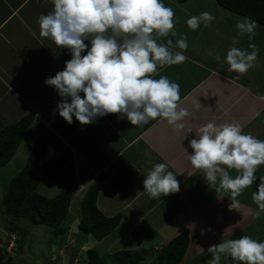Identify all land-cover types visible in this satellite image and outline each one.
<instances>
[{"label":"crops","instance_id":"crops-1","mask_svg":"<svg viewBox=\"0 0 264 264\" xmlns=\"http://www.w3.org/2000/svg\"><path fill=\"white\" fill-rule=\"evenodd\" d=\"M163 2L174 10L173 31L176 34L161 37L159 42L167 44L171 40L172 45L168 47L173 51H181L175 47L178 39L186 36L188 43L185 62L158 68V75H166L180 85L179 107L188 109L191 114L181 122L183 129H176L159 118L138 127L126 118L118 119V114H108L85 125L75 117L72 124L60 117L55 110L60 97L53 86L44 81L62 70L64 62L71 57L66 49L40 35L37 20L40 14L52 9L49 0H0V129L33 112L29 129L33 127L35 136L46 145L47 138L69 145L67 149L73 156L68 155L67 174L72 166L73 174L89 178L85 184L81 180L76 183L80 189H87L100 173L109 170L98 190L97 208L108 216L121 212L123 217L116 231L126 229L142 236L147 250L156 249L157 245L146 240L165 244L185 228L189 230L191 240V232L197 223L209 232L206 229L208 218L215 216L224 238L247 235L245 231L249 229L252 238L264 240V213L259 219L255 217L258 208L252 200L259 180L236 197L239 207L230 209V194L219 189V181L213 185L218 191L206 182L202 170L195 169L190 163L192 149L188 147V140L182 141L189 128L193 131L187 136L192 139L197 129L209 121L238 123L244 132L264 140V131L259 128L262 125L264 129V25L258 24L250 41L247 35L237 36L235 24L242 16L220 7L215 0ZM204 11L210 12L214 20L208 26L201 23L197 30H191L186 20ZM249 43L259 47L254 67L243 75L229 73L225 62L227 50L231 47L248 49ZM35 119L41 126L40 131L36 129ZM161 162H167L168 170L176 174L179 191L150 199L143 190L144 175L154 164ZM230 174L235 176L236 171L230 170ZM257 175H264V165L259 167ZM156 203H161V209L166 204L171 205L175 212H165L164 218L151 220ZM258 220L263 222L261 227L260 222L255 224ZM234 224L238 226L233 230ZM227 230L228 234H225ZM120 234L124 235L123 232ZM111 236L117 241L118 234ZM199 240L192 245L189 241L187 252L191 246L196 248ZM187 255L180 264L187 260ZM227 264H233L231 258Z\"/></svg>","mask_w":264,"mask_h":264},{"label":"clouds","instance_id":"clouds-1","mask_svg":"<svg viewBox=\"0 0 264 264\" xmlns=\"http://www.w3.org/2000/svg\"><path fill=\"white\" fill-rule=\"evenodd\" d=\"M49 3L52 9L40 14L37 20L40 35L66 49L71 57L62 70L44 81L60 97L55 106L60 117L68 124L75 117L85 125L99 117L118 114V119L126 118L138 127L159 118L176 129L184 128L181 122L191 114L179 107L180 85L166 75H158V68L182 64L188 59L184 54L188 49L186 36L176 41L175 47L181 51L168 47L171 40L167 44L159 42L161 37L176 34L171 7L163 0ZM213 20L214 16L204 11L189 16L186 24L195 31L201 23L208 26ZM257 27L258 23L250 17L238 18L235 24L237 36L247 35L250 41ZM248 49L227 50L225 62L229 73L243 75L254 67L259 47L249 43ZM192 131L189 128L182 139L188 140L192 149L190 163L202 170L211 187L219 181V189L230 194V209H237L236 197L259 180L252 193L258 208L255 217L259 219L264 213V175L258 176L257 172L264 165V140L244 132L238 123L209 121L188 139L187 134ZM168 168L167 162L156 163L144 175L143 190L150 199L179 191L176 174ZM230 170H235L236 175L232 176ZM206 231L202 229L201 234ZM207 251L211 253L210 264H221L222 255L231 258L233 264H264V240L248 235L210 245Z\"/></svg>","mask_w":264,"mask_h":264},{"label":"rangeland","instance_id":"rangeland-1","mask_svg":"<svg viewBox=\"0 0 264 264\" xmlns=\"http://www.w3.org/2000/svg\"><path fill=\"white\" fill-rule=\"evenodd\" d=\"M34 122L36 129L40 131L41 126L36 119ZM259 128L264 131L262 125H260ZM38 138L39 137L34 134L33 127L31 130L29 129L25 138L21 141L14 157H12L11 160L0 169V250H3V255L0 258V264H91L93 261L96 262L99 259L89 257L91 254L87 253L88 249H96L100 255H104L106 258L109 254L119 250H147V247L145 248V244H143L144 242L142 243V236L140 237L136 234L134 235L129 232L130 230L125 229L122 231H116L115 229L112 234H114V236L118 234L117 241L113 237L104 239V241L95 240L89 235H83L80 233L77 228V222H79L80 218V203L87 189H80L76 183L81 180L83 182H80L85 184L89 181V178L81 176L78 173L73 174L72 166H70L71 169H69L68 174L66 167L63 171H61V173H59V175L51 179L43 180L37 187L38 193L45 196H51L62 189V186L59 184V182L62 181L61 184L63 186H66L73 191L68 213L63 223V225L67 228V232L65 234H57L52 229L44 225H32L23 218H15L5 215L3 206L1 205L5 189L3 187L7 185L11 177H13L23 163H25L29 149ZM47 139V145L45 144V158L47 160H52L60 155H64L66 152H68L67 156H73L68 150V144H58L55 141L54 143L50 138ZM90 163L93 164V162ZM52 179L60 181L55 182L52 181ZM113 199L115 198H111V200ZM160 204L161 203L155 204L152 210L151 220L164 218L165 212L168 214H171L173 211L175 212L171 205L166 204L161 209ZM164 207L166 208L164 209ZM117 214H120L121 218L123 217L121 212L115 213L113 216ZM203 216L201 217V220H203ZM198 219L200 218H197V220ZM208 222V227H206V229H209V232L206 231L203 235L201 234V230L204 229L203 225L198 223L197 227L195 225L194 231L191 232L190 245L195 243L197 239H200L198 241L200 244L194 248L195 250L192 249V246L190 247L187 252V260H185L182 264H210L211 253L207 251L208 247L229 239L224 238L221 233L219 229L221 225L218 223L219 219L217 216H215L214 219L208 218ZM259 222L260 220L255 222V224H258ZM262 224L263 222H260L259 227H261ZM210 226L211 229L209 228ZM233 226L234 230V228L238 225L234 224ZM256 230L257 228H255V231ZM122 232L124 235L120 234ZM234 233H236V231H234ZM245 233L251 236V230L246 229ZM194 234L199 235V237L195 238V236H193ZM225 234H228V230ZM253 234L255 235L254 232ZM143 236L145 237L146 235ZM202 236L204 238H202ZM237 236H241V234ZM147 241L149 244L151 243L157 245L155 249L156 252L153 249H150V252L147 250V253L143 255V260H141L138 264L154 263L157 260L156 255L159 251L158 248L163 245L162 241L155 243L146 240L145 242ZM228 261H230V258H226L223 255L221 256V264H227Z\"/></svg>","mask_w":264,"mask_h":264},{"label":"trees","instance_id":"trees-1","mask_svg":"<svg viewBox=\"0 0 264 264\" xmlns=\"http://www.w3.org/2000/svg\"><path fill=\"white\" fill-rule=\"evenodd\" d=\"M187 0H178L184 3ZM222 8L242 17H250L258 24L264 25V0H215ZM33 112H28L17 121L10 122L0 129V169L15 155L21 141L31 126ZM46 145L40 138L29 149L25 163L11 177L3 188L1 205L5 215L26 219L32 225H44L57 234H65L63 225L68 213L73 191L63 186L57 193L45 196L37 192L40 182L59 175L67 164L68 156L60 155L52 160L45 158ZM109 170L99 174L87 188L80 203L78 230L95 240L112 238L111 234L121 221V215H103L96 207L99 187L107 178ZM1 186V185H0ZM189 230L183 229L163 244L151 264H180L189 246ZM155 252L156 250L153 249ZM152 250V251H153ZM150 252V250H148ZM0 258L3 250H0ZM89 257L99 259L91 264H138L143 260L147 250H119L106 258L96 249H88ZM101 257H100V256Z\"/></svg>","mask_w":264,"mask_h":264}]
</instances>
